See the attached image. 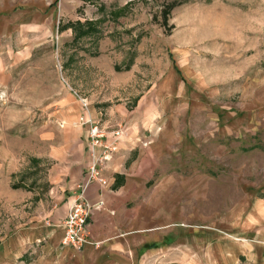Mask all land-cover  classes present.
Returning <instances> with one entry per match:
<instances>
[{
	"label": "rangeland",
	"instance_id": "rangeland-1",
	"mask_svg": "<svg viewBox=\"0 0 264 264\" xmlns=\"http://www.w3.org/2000/svg\"><path fill=\"white\" fill-rule=\"evenodd\" d=\"M52 5L50 34L0 59V264H80L25 231L58 169L91 163L89 128L118 142L128 122L162 144L177 218L131 264H264V0Z\"/></svg>",
	"mask_w": 264,
	"mask_h": 264
},
{
	"label": "crops",
	"instance_id": "crops-1",
	"mask_svg": "<svg viewBox=\"0 0 264 264\" xmlns=\"http://www.w3.org/2000/svg\"><path fill=\"white\" fill-rule=\"evenodd\" d=\"M53 1L0 0V59L26 51L28 45L20 46L21 40L50 34ZM135 130V124L128 122L116 150L102 163L106 185L93 182L87 189L85 198L91 204L100 201L101 206L87 219L89 236L82 251L61 246L62 219L70 208L73 190L85 178L87 160L58 169V201L31 220L25 242L42 239L44 250L78 257L80 264H131L152 248L174 245L177 218L168 206L170 186L160 182L166 174L162 144L144 136L137 138Z\"/></svg>",
	"mask_w": 264,
	"mask_h": 264
},
{
	"label": "built area",
	"instance_id": "built-area-1",
	"mask_svg": "<svg viewBox=\"0 0 264 264\" xmlns=\"http://www.w3.org/2000/svg\"><path fill=\"white\" fill-rule=\"evenodd\" d=\"M84 106L86 107L87 104L85 103ZM103 136L96 127L89 128L88 145L91 163L87 167L84 180L73 190L70 208L62 219L63 239L61 246L72 248L77 252H81L88 241L87 219L96 208L101 206L100 201L97 204H91L85 198V194L93 182L102 186L106 185L107 181L101 175V165L103 162H107L110 155L116 150L115 144L118 138L103 142L101 140ZM99 149H101L100 152Z\"/></svg>",
	"mask_w": 264,
	"mask_h": 264
},
{
	"label": "trees",
	"instance_id": "trees-1",
	"mask_svg": "<svg viewBox=\"0 0 264 264\" xmlns=\"http://www.w3.org/2000/svg\"><path fill=\"white\" fill-rule=\"evenodd\" d=\"M176 4L175 3H170L166 8H165V10H164V18H167V16L169 15V13H170V11L173 9V7L175 6ZM87 26H88V32L91 30H93V28H92V26H90V23L89 24H87ZM86 33V31L85 32H83L82 34H85Z\"/></svg>",
	"mask_w": 264,
	"mask_h": 264
}]
</instances>
